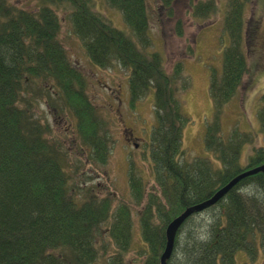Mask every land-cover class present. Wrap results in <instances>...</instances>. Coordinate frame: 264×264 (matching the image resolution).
<instances>
[{"label": "trees", "instance_id": "1", "mask_svg": "<svg viewBox=\"0 0 264 264\" xmlns=\"http://www.w3.org/2000/svg\"><path fill=\"white\" fill-rule=\"evenodd\" d=\"M106 1L122 11L129 32L115 27L97 10L95 0H41L36 10L0 0V264L96 263L109 253L110 243L103 240L106 224L116 251L105 264H125L134 243L130 206L122 203L113 209L111 199L95 193V186L75 180L78 174L68 170L69 162L76 168L79 161L51 135L50 123L35 116V102L49 97L56 113L68 111L76 119L77 141L88 148L87 160L108 165L111 135L83 88V72L71 62L59 38L60 11L93 63L105 67L117 62L131 70L133 105L155 91L157 119L148 161L158 191L147 194L146 176L137 174L134 162L129 175L138 203L147 199L140 214L142 264H161L166 228L188 207L210 199L246 169L264 163V95L258 109L260 147L254 144V132L236 128L226 133L221 119L223 107L238 95L249 69L245 13L252 0L192 3L194 16L203 21L223 14L230 41L223 70L210 73L214 113L205 143L212 157L190 160L183 136L190 122L184 104L191 76L182 60L169 73L164 55L152 49L147 0ZM174 1L162 0L170 15ZM176 32L184 34L181 19ZM52 97L62 101L55 104ZM253 144L252 153L245 154ZM72 181L82 199L70 195ZM240 250L251 260L264 252L263 172L243 178L216 204L189 216L179 228L167 264H236Z\"/></svg>", "mask_w": 264, "mask_h": 264}, {"label": "rangeland", "instance_id": "2", "mask_svg": "<svg viewBox=\"0 0 264 264\" xmlns=\"http://www.w3.org/2000/svg\"><path fill=\"white\" fill-rule=\"evenodd\" d=\"M13 4L28 10H36L41 0H11ZM201 0H175L173 15L162 6V0H147L150 11V34L153 39L152 49L161 52L165 57V68L171 73L177 61H183L185 72L191 76L192 85L185 94V114L190 118L184 130L183 148L189 155V160L195 156L212 157L206 148L205 136L207 127L213 117V102L210 96V73L217 69L223 70V58L227 43L230 41L223 28V14L214 15L205 21L194 16L192 3ZM97 10L101 11L112 24L120 30L129 32L122 11L111 7L106 0H95ZM61 29L59 38L65 46L71 62L86 76L83 84L85 92L99 111L112 139V148L107 166L91 164L86 153V146L78 144L76 136V119L70 112L55 113L49 97H43L35 102V116L50 123L52 136L63 141L70 150L74 160L79 161V167H74L70 160L68 170L78 174L75 180L93 179L92 187L101 197L110 198L113 209L120 204L129 205L134 223L133 247L125 256V264H142L140 247L141 239L140 214L142 205L132 194L130 186V165L133 163L137 174L146 176L147 194L158 191V184L151 173L148 160L150 153L146 141H151L156 114L154 111L155 93L152 89L143 99L133 105L130 98L128 67L115 62L113 65L100 67L94 65L88 57L83 42L72 30V25L66 19V13L60 11ZM246 44L245 51L249 61V69L244 77L238 95L223 107L221 119L225 132L236 128L243 132L252 131L256 134V146L263 145V133L258 118L261 97L264 94V0H252L246 7ZM182 20L183 36H178L176 25ZM198 21H202L199 25ZM205 22V23H203ZM210 22V23H209ZM219 22V23H217ZM34 87V86H33ZM77 87H81L77 85ZM76 87V88H77ZM62 101V98H59ZM57 98L52 102L60 104ZM134 106V107H133ZM188 123V122H187ZM136 143V144H135ZM250 146L246 150H249ZM151 161V160H150ZM75 170V173L73 172ZM134 171V172H135ZM70 195L82 199L74 183L70 182ZM108 226L102 227L104 242L110 243L109 253L101 256L96 263L105 264V259L112 256L116 246L111 243ZM101 238V243H104ZM102 245V244H101ZM103 247V246H102ZM236 264H264V252L258 259H250L243 250L236 254Z\"/></svg>", "mask_w": 264, "mask_h": 264}, {"label": "water", "instance_id": "3", "mask_svg": "<svg viewBox=\"0 0 264 264\" xmlns=\"http://www.w3.org/2000/svg\"><path fill=\"white\" fill-rule=\"evenodd\" d=\"M260 172L264 173V164L242 172L241 174L236 176L234 179H232L228 184H226L225 186L220 188L214 194V196L212 198H210L209 200H206V201H204L202 203H199V204L193 205L191 207H188L180 216L175 218L169 224V226L167 228V237H168L169 242H168V246H167V248H166V250H165V252H164V254L162 256V264H166V260L168 259V257H170V254H171L172 249H173L174 239H175V235H176L177 229L181 227V225L185 222V220L189 216L194 214V212H198V211H202V210L206 209L210 205L215 204L217 201H219L220 199L225 197L228 194V192L238 182H240L243 178L248 177L250 175H254V174L260 173Z\"/></svg>", "mask_w": 264, "mask_h": 264}, {"label": "bare ground", "instance_id": "4", "mask_svg": "<svg viewBox=\"0 0 264 264\" xmlns=\"http://www.w3.org/2000/svg\"><path fill=\"white\" fill-rule=\"evenodd\" d=\"M83 76H84V80H86V76H85V74L83 73ZM193 206V205H192ZM191 207V206H190ZM207 209V208H206ZM206 209H204V210H206ZM194 213H197V212H194ZM168 228V227H167ZM167 228H166V237H167ZM178 231H179V228L177 229V231H176V235L178 234ZM176 235H175V239H174V245H173V249H172V252H173V250H174V246H175V240H176ZM168 242H169V240H168V237H167V242H166V246H165V250H166V248H167V246H168ZM172 252H171V254H172ZM164 254V253H163ZM171 254H170V256H171ZM163 256V255H162ZM170 257H168V259H169ZM167 259V260H168ZM167 260H166V264H167ZM161 264H162V257H161Z\"/></svg>", "mask_w": 264, "mask_h": 264}, {"label": "flooded vegetation", "instance_id": "5", "mask_svg": "<svg viewBox=\"0 0 264 264\" xmlns=\"http://www.w3.org/2000/svg\"><path fill=\"white\" fill-rule=\"evenodd\" d=\"M136 144V143H135Z\"/></svg>", "mask_w": 264, "mask_h": 264}]
</instances>
